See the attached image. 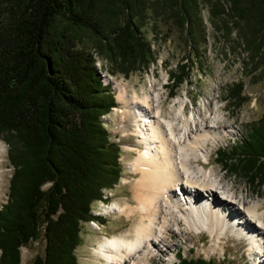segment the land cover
I'll list each match as a JSON object with an SVG mask.
<instances>
[{
    "label": "trees",
    "instance_id": "16d2710c",
    "mask_svg": "<svg viewBox=\"0 0 264 264\" xmlns=\"http://www.w3.org/2000/svg\"><path fill=\"white\" fill-rule=\"evenodd\" d=\"M116 1L127 18L106 33L90 7L109 10ZM169 2L173 10L178 7L177 25L199 51L206 38L197 0ZM232 2L236 17H255L264 32V0ZM132 10L133 0H0V140L9 146L14 168L8 203L0 210V264H22L21 247L37 239L44 242V254L32 264H79L83 224H105L91 209L106 201L103 190L122 177V148L103 123L118 104L94 58L76 49L73 28L92 31L112 72L130 77L152 61ZM258 50L264 51V40ZM170 78L173 97L190 83V66L180 65ZM228 89L234 105L245 100L242 82ZM217 162L264 190V114L241 142L219 148Z\"/></svg>",
    "mask_w": 264,
    "mask_h": 264
},
{
    "label": "rangeland",
    "instance_id": "374dc122",
    "mask_svg": "<svg viewBox=\"0 0 264 264\" xmlns=\"http://www.w3.org/2000/svg\"><path fill=\"white\" fill-rule=\"evenodd\" d=\"M169 1L133 0L132 12L140 29L141 37L151 48L152 61L146 70L141 73L136 72L130 77H125L120 72H112L114 65L99 51L95 34L92 31L86 28H73V32L78 38L76 49L83 50L94 58L95 67L103 81V86H110L111 93L115 95L118 106L109 115L103 117V123L111 135L112 142L119 144L122 148L120 163L123 168L120 182L112 189L103 190V198L108 199L105 205L97 202L92 206L94 214L105 216L103 218L105 224L98 221L83 224V243L76 250L79 264H102V260L96 252L100 243L105 242L108 238H122V236L123 238H134L135 227L141 219L138 213L131 218L119 214L105 215L107 206L115 204L125 207L130 204L135 208L138 204L134 198L133 188L139 175L132 173L129 169V164L134 161L137 154L129 149L139 145L137 137L134 135L137 128L136 121L139 119L138 115L133 113L134 107L123 108L118 102L120 86L126 89L130 96L136 93L141 97H145L148 93L158 94L161 99V102H158L159 107L161 106L162 113L167 119H171L173 116L171 107L174 105V108H178L179 103H176L178 98L187 103V105L185 103L187 115L192 112L194 114L205 113V105L213 108L216 103H219V112L223 116L219 124L232 127L234 133L228 137L226 142L217 144L213 148L209 163H206L205 167L214 168L216 177H220L224 183L232 186L234 191L244 194L246 197L250 196L252 200L264 204L263 189L255 188L241 176L229 174L224 166L217 162L219 148H232L237 142H241L250 127L264 114V51L258 50L264 40L262 39L264 32L256 25V21L253 20L255 17L245 20L236 17L232 11V0H197L206 41L201 45L200 50L196 51L186 31L181 30L177 25L174 12L178 7L173 10ZM119 5V2L116 1L115 6L109 10L102 4L96 8L90 7V10L93 9L96 12L104 32L109 33L114 29L118 24V19L121 23L125 22L126 12L125 15L121 14ZM183 64L190 66L191 80L189 84L184 82L177 88V94L172 97L168 88L172 83L170 75L171 72L177 73L179 66ZM105 75L108 80L104 79ZM240 82L244 84L243 96H245V100L240 105H234L233 99L229 101L230 90L228 88H233ZM129 109H132L131 113ZM0 146L4 149L3 163L6 174V187L0 199L1 207L7 203L14 168L8 156L9 146L3 140H0ZM200 196L207 200L202 195ZM182 228L185 229L184 226ZM205 233L198 239L192 232L186 234L185 238H182L178 231L171 232L167 237L174 247L168 249L165 254L163 252L158 256L155 255L151 261L152 264H164L163 260L168 264L165 255L169 252H182L189 257L191 251L187 250L190 248L195 250L193 254L198 257L200 254L196 248L198 247L195 245L196 242L199 245H203L202 242H204L207 246L204 253L207 252L213 238L209 233ZM224 242H226L224 254L212 253V259L217 264H228V260L230 264H234V260L235 264H256L248 255L247 241L240 242L236 237H230ZM38 254H44V242L37 239V241H31L28 248H23L22 264H32ZM156 254L159 253L156 252ZM204 257H208L207 253Z\"/></svg>",
    "mask_w": 264,
    "mask_h": 264
},
{
    "label": "bare ground",
    "instance_id": "6f19581e",
    "mask_svg": "<svg viewBox=\"0 0 264 264\" xmlns=\"http://www.w3.org/2000/svg\"><path fill=\"white\" fill-rule=\"evenodd\" d=\"M117 99L123 108L134 107L139 119L134 133L139 145L129 149L137 154L129 169L139 175L133 188L138 204L135 208L107 206L105 215L131 218L138 213L141 219L134 238H108L100 243L96 252L102 264H150L151 258L173 246L167 235L176 231L182 238L191 232L209 233L213 241L205 252L208 256L224 254V241L230 237L245 240L253 262L264 264V204L234 191L216 177L214 168L205 167L213 148L234 133L232 127L219 124L223 119L219 103L213 108L205 105V113L187 115L186 102L178 98V108L173 105V116L167 119L156 93L130 96L120 86ZM3 152L0 146V199L6 187Z\"/></svg>",
    "mask_w": 264,
    "mask_h": 264
},
{
    "label": "built area",
    "instance_id": "2783aa9c",
    "mask_svg": "<svg viewBox=\"0 0 264 264\" xmlns=\"http://www.w3.org/2000/svg\"><path fill=\"white\" fill-rule=\"evenodd\" d=\"M22 250H23V248H22Z\"/></svg>",
    "mask_w": 264,
    "mask_h": 264
}]
</instances>
